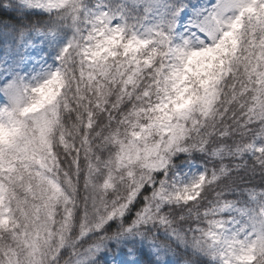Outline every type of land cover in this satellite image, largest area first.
Here are the masks:
<instances>
[{
	"label": "snow or ice",
	"instance_id": "obj_1",
	"mask_svg": "<svg viewBox=\"0 0 264 264\" xmlns=\"http://www.w3.org/2000/svg\"><path fill=\"white\" fill-rule=\"evenodd\" d=\"M0 264H264V0H0Z\"/></svg>",
	"mask_w": 264,
	"mask_h": 264
}]
</instances>
